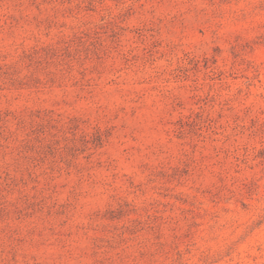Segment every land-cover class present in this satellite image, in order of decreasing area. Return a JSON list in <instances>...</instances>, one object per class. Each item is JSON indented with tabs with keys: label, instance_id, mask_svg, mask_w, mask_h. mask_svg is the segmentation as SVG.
<instances>
[{
	"label": "rangeland",
	"instance_id": "374dc122",
	"mask_svg": "<svg viewBox=\"0 0 264 264\" xmlns=\"http://www.w3.org/2000/svg\"><path fill=\"white\" fill-rule=\"evenodd\" d=\"M0 264H264V0H0Z\"/></svg>",
	"mask_w": 264,
	"mask_h": 264
}]
</instances>
